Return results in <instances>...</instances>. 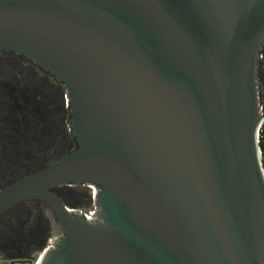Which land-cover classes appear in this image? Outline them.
I'll list each match as a JSON object with an SVG mask.
<instances>
[{
  "label": "water",
  "instance_id": "water-1",
  "mask_svg": "<svg viewBox=\"0 0 264 264\" xmlns=\"http://www.w3.org/2000/svg\"><path fill=\"white\" fill-rule=\"evenodd\" d=\"M264 0H0V49L64 84L76 147L0 189L64 234L36 264H264ZM94 185L89 219L51 188Z\"/></svg>",
  "mask_w": 264,
  "mask_h": 264
},
{
  "label": "flooded vegetation",
  "instance_id": "flooded-vegetation-1",
  "mask_svg": "<svg viewBox=\"0 0 264 264\" xmlns=\"http://www.w3.org/2000/svg\"><path fill=\"white\" fill-rule=\"evenodd\" d=\"M264 108V38L259 58ZM64 84L38 64L0 49V189L55 161L77 145ZM72 212L96 210L94 185L51 188ZM64 234L52 207L29 196L0 213V264H29Z\"/></svg>",
  "mask_w": 264,
  "mask_h": 264
},
{
  "label": "trees",
  "instance_id": "trees-1",
  "mask_svg": "<svg viewBox=\"0 0 264 264\" xmlns=\"http://www.w3.org/2000/svg\"><path fill=\"white\" fill-rule=\"evenodd\" d=\"M259 144L262 152V161H263V167H264V124L262 125V130L260 132V139Z\"/></svg>",
  "mask_w": 264,
  "mask_h": 264
},
{
  "label": "built area",
  "instance_id": "built-area-1",
  "mask_svg": "<svg viewBox=\"0 0 264 264\" xmlns=\"http://www.w3.org/2000/svg\"><path fill=\"white\" fill-rule=\"evenodd\" d=\"M264 124V119H263V121L261 122V124H260V126H259V129H258V133H257V137H258V140L260 139V132H261V130H262V125ZM95 191V190H94ZM87 218H91L92 217V215H93V211H90L89 213H85L84 214ZM40 257V254H39V256H38V258ZM38 258L36 259V261H35V263L34 264H36V262H37V260H38Z\"/></svg>",
  "mask_w": 264,
  "mask_h": 264
},
{
  "label": "rangeland",
  "instance_id": "rangeland-1",
  "mask_svg": "<svg viewBox=\"0 0 264 264\" xmlns=\"http://www.w3.org/2000/svg\"><path fill=\"white\" fill-rule=\"evenodd\" d=\"M35 261H36V258H34V256L31 258V261H30V263L29 264H34L35 263Z\"/></svg>",
  "mask_w": 264,
  "mask_h": 264
},
{
  "label": "bare ground",
  "instance_id": "bare-ground-1",
  "mask_svg": "<svg viewBox=\"0 0 264 264\" xmlns=\"http://www.w3.org/2000/svg\"><path fill=\"white\" fill-rule=\"evenodd\" d=\"M36 259H37V258H36ZM38 260H40V257L38 258ZM38 260H37V262H38ZM37 262H36V263H37Z\"/></svg>",
  "mask_w": 264,
  "mask_h": 264
}]
</instances>
